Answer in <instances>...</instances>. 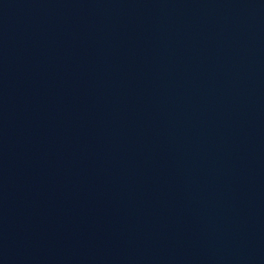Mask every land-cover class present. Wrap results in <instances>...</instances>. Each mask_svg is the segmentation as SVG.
I'll list each match as a JSON object with an SVG mask.
<instances>
[{"label":"water","instance_id":"95a60500","mask_svg":"<svg viewBox=\"0 0 264 264\" xmlns=\"http://www.w3.org/2000/svg\"><path fill=\"white\" fill-rule=\"evenodd\" d=\"M0 264H264V0H0Z\"/></svg>","mask_w":264,"mask_h":264}]
</instances>
